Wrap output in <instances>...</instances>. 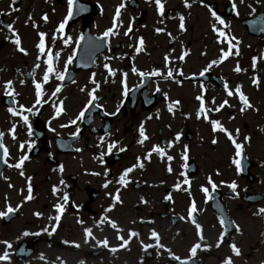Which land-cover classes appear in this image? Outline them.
Instances as JSON below:
<instances>
[{
    "label": "flooded vegetation",
    "instance_id": "1",
    "mask_svg": "<svg viewBox=\"0 0 264 264\" xmlns=\"http://www.w3.org/2000/svg\"><path fill=\"white\" fill-rule=\"evenodd\" d=\"M187 2L191 7L185 0L162 1L165 11L160 16L155 0H77L73 19L59 33L68 0H0V212L9 205L18 209L0 217V242L12 244L7 249L0 243V255L8 251L10 257L0 264H225L228 258L232 264H264V214L258 212L264 208V0ZM122 3L114 29L118 35L101 39L114 27ZM211 11L227 27L215 21ZM196 13H204L208 22L206 28L197 25L207 32L194 37L186 21ZM181 16L184 30L179 27ZM214 24L229 39L235 37L232 55L223 62L221 50L227 51L228 43L213 31ZM129 26L132 32L125 35ZM40 33L45 34V52L58 57L53 66L65 79L58 81L52 74L37 104L35 85L43 83L47 67L46 55L37 59ZM17 36L20 45L14 42ZM62 37H71V42L65 45ZM141 38L144 45L137 52ZM214 60L218 63L205 72ZM237 65L239 73L234 71ZM93 79L99 85L97 100L81 120L79 114L95 88ZM56 86L61 91L53 95ZM238 87L252 105L243 112L238 94L227 95ZM201 95L209 111L198 117L201 102L196 97ZM224 100L228 105L216 111ZM9 109H32L22 113L29 117L31 136L21 115L13 116ZM211 121H219L243 145L241 157H236L226 133L213 131ZM141 126L148 136L143 144ZM113 142L117 147L99 159ZM155 146L165 154L152 151ZM185 154L187 160L182 158ZM23 156L28 157L23 167H13ZM234 159L241 160L242 172ZM128 168L134 170L126 177L127 185H121L118 178ZM233 182L235 191L229 187ZM29 184L31 200L26 199ZM205 187L212 199L202 191ZM169 195L171 200L166 199ZM193 202L197 211L190 215ZM57 204L64 206L58 223L53 219ZM197 243L201 247L192 257ZM233 244L240 255H235Z\"/></svg>",
    "mask_w": 264,
    "mask_h": 264
},
{
    "label": "snow or ice",
    "instance_id": "2",
    "mask_svg": "<svg viewBox=\"0 0 264 264\" xmlns=\"http://www.w3.org/2000/svg\"><path fill=\"white\" fill-rule=\"evenodd\" d=\"M76 2H77V0H68L69 11H68L67 17L65 18V20H64L62 23L59 24V26H58V28H57V32H59V33H64V31H65V26L68 24V22H69L70 20L73 19V6L76 4ZM241 2H243V0H241ZM155 4L157 5L159 15H160V16H163V15H164V11H165V9H164V3H162V0H155ZM185 6H186V7H191V5L187 2V0H185ZM124 7H125V5L122 3V4L117 8V10H116V16H115V19H114V27L108 29V30L103 34V37H101V39H103L104 37H109V36H111V35H118V32H116L114 29H115V27L117 26V25H116V21L119 20V17H120V15H121V11H120V10H121V8H124ZM234 7H235V5H234ZM211 15H212V17L215 19V21H217L220 25H224L225 27H227V25L225 24V21H224L219 15H217V13H216L215 11H211ZM237 15H239L238 11H237ZM43 19H44L45 22H47V16H46V15L43 17ZM179 27H180L181 30H184V17H183V16L180 17V25H179ZM261 30H264V29H261ZM157 31H158V32H159V31H162V29H157ZM213 31H216V32L218 33V36H219V37H224V38L227 40V43H228V50H227V51H224L223 49L221 50V51H222V55H221V58H220V61H219V62H223V61H224L225 59H227L230 55H232V47H233L232 41L235 40V37H231V38L229 39V38L227 37V34H226L224 31H222V30H218V29L216 28V25H215V24L213 25ZM131 32H132V27L129 26V28H128L127 31L125 32V35H129ZM39 35H40V42H39V44L37 45V47H38V49H39V53H40V55L37 57V59L39 60V59H41L43 56L46 55V56H47V61H46L47 67H46V70H45L44 75H43V78H42L43 83H39V82H38V83H36V85H35V88H36V96H37L36 103H37V104H40V103H41V98H42V91H41V90H42V88H43V84H46V83L49 82L50 76H51L52 74H55V77H56V79H57L58 81H63V80L65 79V74H64L63 72H56V70H55V68H54V66H53V61H54V59H56V58H58V57H54V54H53V52H52L51 50L45 52V43H44V37H45V34H44V33H40ZM53 39H55V37H54ZM62 39H64V43H65V45H67V44H69V43L71 42V37H67V38H63V37H62ZM81 39H83V37H81ZM14 42H15L16 45H20V39H19L18 36H17V38L15 39ZM222 42H223V41H222ZM139 45H140V47L136 49L137 52H139V51L143 48L144 41H143L142 38L139 40ZM19 51H21V52H23L25 55H27L26 51H25L22 47L19 48ZM184 55H187V53H185ZM236 55H239L238 47H237ZM183 58H184V56H181V57H180L181 60H182ZM165 59H166V62H167V61H168V58L166 57ZM72 61H73V57H69L68 60H67V64H71ZM217 63H218V62L215 61V60L212 61L211 64L208 66V68L205 69V72L208 71V70L212 67V65H215V64H217ZM255 63H256V58H254V60H253V67H255ZM35 67H36L37 69L40 68V64L37 63V64L35 65ZM105 67L107 68L108 65H105ZM66 71H67V67H65V72H66ZM133 71H136V70L133 69ZM234 71H236L237 73H239V72L242 71V69L239 67V65H237V67L234 69ZM205 72H202L201 75H204ZM109 73H110L111 75H113V76L115 75V72H113V70H112L111 68H109ZM138 74L141 75V76H144V75H145L144 73H138ZM178 74H179L180 76H183V72H182V71H180ZM152 75H157V76H158V75H161V73H160V72H153ZM124 76H125V83H124V93H123V95H124L125 97H127V95H128V91H129V90L127 89V85H126V76H127V74L125 73ZM167 76H168L169 78H171V77L173 76V71H172L171 69H169V70L167 71ZM253 82L256 83V84L259 83L258 79H254ZM92 83L95 85V88L93 89L92 93L90 94V95H91V100L89 101L87 107H86L83 111L80 112L78 119H81V120H82V119L84 118L85 112L88 110V108L92 107V102L97 100V97H96V95H95V91H96V89H98L99 85L96 84V82H95L94 79H93ZM7 88H8V89H11V88H12V82L9 81V82L7 83ZM225 88L227 89V85H225ZM60 91H61V87H60V86H56V87H55V92L53 93V95H55L56 93H59ZM157 91H159V89H157ZM8 94L11 95L12 93L9 92ZM234 94H238V96H239V100L241 101V103H242V105H243V107H241V109H240L241 112L245 111L246 108H252V105H251V103L249 102L248 97L243 93V91L240 90L239 87L235 90V93H234L232 90H228V91H227V95L230 96V97L233 96ZM196 99L199 100V101L201 102V106H200V109H199L198 117H199V114H205V116H206V115H207V111H209V110H206L205 107H204V98H203V95H201V96H197ZM61 103H62V102H61ZM174 103H175V104H179V101H176V102H174ZM213 103H215L214 100H213ZM225 105H228V101H227V100H224V101H223V104H222L220 107L216 108L215 110H216V111H220V109H221L223 106H225ZM229 106H230V105H229ZM97 107H99V105H97ZM168 110H169L170 112L173 111V105H172V104H169V105H168ZM9 111L12 113L13 116L21 115V118H22V120H23V123L28 127V135L31 136V135H32V125H31V123L29 122V117H28L27 115H23L22 113H23V111L32 112V109H22V111H21L20 113H18L15 109H9ZM61 111H63L62 107H61L60 109L57 110V115H59V113H60ZM72 123L75 124L76 121L73 120ZM211 123H212V126H213V131H221V132L226 133V135L228 136L229 140H231L232 143L235 145V148H236V153H235V155H236V157H241V150H242V148H243V145H241V144H239V143H236L235 139H233L232 133H231V132H228L227 129L223 128L219 121H211ZM67 126H68V125H62V127H67ZM53 131H54V129H53ZM238 131H239V130H237V132H238ZM12 133H13V138H14V136H15V127H13V129H12ZM74 135H75V136H78V135H79V132L77 131L76 133H74ZM139 135H140V137H142V139H141L139 142H140L141 144H143L144 141L148 139V136L145 134V129L143 128V126H141V128L139 129ZM2 136H3V133H0V137H2ZM179 139H180V135H177V136H176V140H179ZM100 143H101V145L103 144V138H101V142H100ZM213 143H216V141L214 140ZM99 146H100V145H98V147H99ZM20 147H21V149L23 150L24 145L21 144ZM116 147H117V144H116L115 142L109 144L108 147H107V153L101 152V154H100V156H99L98 158L101 159V160H103L104 155H106V154H111L112 150H113L114 148H116ZM77 151H80V149H77ZM120 151H125V149L121 148ZM152 151H154V152H156V153H159L161 156H163V155L165 154L164 149L161 148V147H159V146H155V147L153 148ZM8 154H9V153H8V149H7V148H4V155H5V156H8ZM150 156H151V153L148 154V157H150ZM182 158H183L184 160H187L188 157H187V155L185 154ZM27 159H28L27 156H23V157L19 160V162H18L17 164L13 165V167H16V168H18V169H19V168H22V167H23V164H24V161L27 160ZM172 159H173V157H171V156L168 157V160H169V161H171ZM5 162H7V161H5ZM233 163L235 164V166H236V168H237V170H238L239 172H242V171H243V169H242V165H241V160H240V159H234V160H233ZM138 166H139L140 168H143L144 165H143V163H140ZM133 170H134V168H128V169H126V170L123 172V174L118 178V181H117V182H118L119 184H121V185H125V186H126L127 183L129 182V181L126 179V177H128L129 173H131ZM171 170H172L171 167H169V168H168V171L171 172ZM61 171H63V168H62V167H61ZM20 174H21L22 176L24 175V173H23L22 171H21ZM109 183H111V181H109ZM209 183L211 184L212 189L215 190V189H216V185H215L214 183H212L211 178H209ZM105 187H107V184H105ZM176 187H177V189H179V188H180V185L177 184ZM229 187H230L233 191H235L236 188H237V184H236L235 182H233L231 185H229ZM56 191H57V189L54 187V188H53V192L55 193ZM202 191L205 193L206 196H208V199H212V197H211L210 195H208V193H209V189H208V188L205 187V188L202 189ZM28 193H29V195L26 197V199H27V200H31V199H33L32 195H31V193H32V188H31V185H30V184H29V186H28ZM63 199H64L65 201H67V200H68V196L65 195V196L63 197ZM115 199H116L117 201H119L120 198H119V194H118V193L116 194ZM166 199L171 200L172 197L169 195V196L166 197ZM145 203H146V201H145ZM17 210H18V209H13V208L9 205V206L7 207V211H6V212H0V217H4V216H6L7 214L13 213V212H15V211H17ZM110 210H111V209H109V211H110ZM55 211L58 213V215H56L53 219L58 223V222L60 221V219H61V216H60L59 214H62V213H63V211H64V206H63L62 204H57V205H55ZM196 211H197V208H196L195 202H193V203L191 204V209H190V213H189V214L191 215L192 213H195ZM258 212H259L260 214H264V208L259 209ZM35 215H37V216L39 217V216H40V213H36ZM192 222L196 224V227H197V229L199 230V229H200V225H199L198 223H196L195 220H193ZM100 223H105V221L102 219V220L100 221ZM110 223H111V226H112L113 228H116V224H115V222H110ZM220 223H221L222 225H226V224H227V222H226L224 219H221V220H220ZM45 231H47V229H45ZM85 231H86V234H87V235H91V234H92V230H91V229H86ZM49 234H51V233H49ZM24 235L27 236V235H30V233L25 232ZM32 235H40V233H33ZM131 235H132V236H138L139 234L136 233V232H132ZM151 236H152V239H154V240L157 241V246H159V239H160V238H159L158 234H157L155 231H153L152 234H151ZM200 238L203 239L202 236H201ZM121 239H123V237H121ZM221 239H223V237H221ZM0 243H4V244L6 245V248H7V249H11V248H12V244H11L10 242H8V241H2V242H0ZM103 243H104V245L106 246L108 242L105 240ZM125 243H127V242L125 241ZM147 247H152V245H148ZM200 247H201V245H200L199 243H197V244H195V245L191 248V256H192V257H195V255H196V253H197V250H198ZM217 247H219V244L217 245ZM231 247L233 248L235 255H240V250H239L238 248H236V246H235L234 244H233ZM9 258H10V257H9V252H8V251H5L2 255H0V261H8ZM172 258L175 259V260H178V261L180 260V257H178V256H173ZM182 264H187V262H182ZM225 264H232V260H231V258H228V259L226 260Z\"/></svg>",
    "mask_w": 264,
    "mask_h": 264
},
{
    "label": "rangeland",
    "instance_id": "3",
    "mask_svg": "<svg viewBox=\"0 0 264 264\" xmlns=\"http://www.w3.org/2000/svg\"><path fill=\"white\" fill-rule=\"evenodd\" d=\"M199 14V16H198ZM196 17H193L191 21H189V26L191 27L190 36H197V33L201 36L204 33L202 30L206 28V23L208 22V17L204 15V13H196ZM197 25H201L205 28L199 27ZM206 30V29H205Z\"/></svg>",
    "mask_w": 264,
    "mask_h": 264
}]
</instances>
